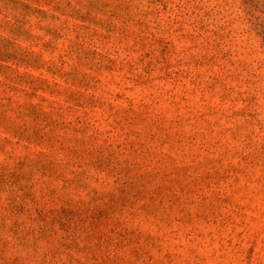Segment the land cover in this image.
Wrapping results in <instances>:
<instances>
[{
    "label": "rangeland",
    "instance_id": "obj_1",
    "mask_svg": "<svg viewBox=\"0 0 264 264\" xmlns=\"http://www.w3.org/2000/svg\"><path fill=\"white\" fill-rule=\"evenodd\" d=\"M0 264H264V0H0Z\"/></svg>",
    "mask_w": 264,
    "mask_h": 264
}]
</instances>
